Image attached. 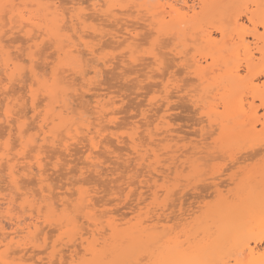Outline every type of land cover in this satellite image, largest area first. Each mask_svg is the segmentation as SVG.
I'll use <instances>...</instances> for the list:
<instances>
[{
  "label": "snow or ice",
  "instance_id": "1",
  "mask_svg": "<svg viewBox=\"0 0 264 264\" xmlns=\"http://www.w3.org/2000/svg\"><path fill=\"white\" fill-rule=\"evenodd\" d=\"M204 7L162 0H0V264H264V0L213 5L236 10L234 25L228 17L232 55L219 78L215 56L199 59L177 28ZM106 35L115 41L111 48L104 46ZM117 61L124 84L136 80L126 69L143 65L145 79L163 85L147 97L141 121L158 106L166 123L171 105L186 102L197 127L178 152L157 138L160 122L153 132L151 122L144 130L133 121L120 133L130 153L106 148L117 168L105 176L96 167L93 181L86 172L98 163L101 129L93 133L90 114L70 100L103 81ZM69 71L71 83L63 79ZM219 83L235 87L214 96ZM102 114L108 123L119 119L108 108ZM81 137L90 166L77 175L68 163L57 187L53 175ZM50 150L53 173L45 174ZM221 178L235 187L225 191ZM99 179L111 181V188H101ZM201 186L215 187V199H202L197 192L207 187ZM241 188L248 191L243 203ZM185 192L193 193L187 210ZM218 206L232 209L227 226L201 229ZM129 224L138 227L129 232Z\"/></svg>",
  "mask_w": 264,
  "mask_h": 264
},
{
  "label": "rangeland",
  "instance_id": "2",
  "mask_svg": "<svg viewBox=\"0 0 264 264\" xmlns=\"http://www.w3.org/2000/svg\"><path fill=\"white\" fill-rule=\"evenodd\" d=\"M167 2H174V3H180V0H166ZM205 3H215V4H219V5H226V4H229L230 2L229 1H231L232 2V0H203ZM253 2H255L254 0H252ZM97 2L98 3H100V2H107L106 0H97ZM191 2V0H188V3H190ZM238 2V1H237ZM239 2H240V0H239ZM236 3V2H235ZM226 9V8H225ZM227 10V9H226ZM196 11L197 12H200V9L199 8H197L196 9ZM229 11H235L234 9H228V13L230 14V16L232 15V14H234L235 12H233L232 14H231V12H229ZM224 12V11H223ZM227 12V11H226ZM228 13H227V16H228ZM215 14H217V13H215ZM220 14V13H219ZM222 14H225V16H226V13H222ZM221 14V15H222ZM220 15V16H221ZM219 16V17H220ZM215 18H216V16H214ZM213 17V18H214ZM229 17V16H228ZM233 17V16H232ZM207 18H209V17H207ZM212 18V20H214ZM227 17H222V19H221V17H220V21H213V22H210V21H212L210 18V20L209 21H207V19H206V21H204V22H201L200 24H197V26L196 27H194V28H192L191 26V24L189 23V24H187V25H185V24H183V25H177V28H178V31L182 34V37H184V38H186V40H187V42H188V44L189 45H194V47L195 46H197V45H200V44H202L203 42V38L208 34V35H210V37H211V39H212V41H213V43H221V45H223L222 44V42H227L226 44H227V46L229 45L228 43H230L233 39H232V36H230L229 37V35L227 34V32H226V34H227V36L225 37L226 38V40L224 41L223 39H224V26L226 27V28H231V30H232V26L228 23V18L226 19ZM226 19V20H225ZM233 19H234V17H233ZM232 19V20H233ZM100 20H101V18L100 17H96V20H95V22H97V23H99L100 22ZM218 20V19H217ZM181 22V21H180ZM198 22H200V21H198ZM235 22V21H234ZM233 22V23H234ZM241 22L242 23H244V22H246V17H244V18H242L241 19ZM232 23V24H233ZM225 24V25H224ZM235 24V23H234ZM233 24V25H234ZM230 26V27H229ZM106 28H112V29H114L115 28V24L113 23V24H107L106 23ZM231 30H230V32H228V33H230L231 35L233 34V30H232V32H231ZM228 38V39H227ZM230 38V39H229ZM99 39V38H98ZM223 40V41H222ZM228 40H231L230 42L228 41ZM103 43H104V46L105 47H107V48H111L113 45H114V43H115V41H113V40H111V39H109V38H107V35H106V38L104 39V41H103ZM224 43V44H225ZM232 45V44H231ZM183 46V45H182ZM225 47V46H224ZM226 49V48H225ZM229 50V49H228ZM228 50H227V52H228ZM226 55H224V57H227V54L228 53H225ZM116 64H118L117 65V67H115L116 66ZM116 64L114 65V69H111V70H108V69H106V70H104V79H103V81H101V82H99V83H97L96 85H94V86H96V87H92L91 89V92H92V95L89 93V94H83L85 91L83 90V89H81L80 90V92H79V95L77 96H74L73 95V93H72V95L75 97V99H72V100H70V101H73L71 104L74 106V107H76L77 108V110L79 111L81 108H83L84 110H86L89 114H90V116H91V118H92V121L94 120V118L93 117H95V115L93 116V114H95V109H94V111H93V106H95V104H97V102H96V100H94V97L96 96V95H104V98L105 99H103L102 100V102L104 101V104H106L107 105V107L106 108H110V107H112V106H110V104L109 103H111V101H113L114 100V103L116 104L115 105V107L114 108H112V109H115L114 111L117 113V114H115V116H118L119 117V119H116V120H113V123H114V121H116L115 122V125H113L112 126V124H111V128H110V130H108L109 128V126L108 127H106V132H104V131H102V135H103V139L104 140H101V142L102 141H104V142H100L101 144H99V149H98V151L96 152V155L98 156V157H96V155H95V158H99V159H95L97 162H103V163H97V165L98 166H95V167H93L92 168V171H94L95 169H96V167H99L100 166V170L102 171V173L104 174V172H105V176L106 175H109L110 173V171L112 172V174H114L115 173V170H116V168H117V165H116V163H115V161L112 159V157L110 156V155H107L106 153V151H104L105 150V145H103V143L104 144H109L108 146L109 147H111L112 148V150H113V152H116L117 150L118 151H120L121 153H130V151H131V149L128 147V149H127V147H125L124 145H126L125 143H126V140L124 141L123 140V138H122V141H121V138H119L118 140H119V144L118 143H116L117 142V138L115 137L114 138V136H112L113 134H116V136H119L120 135V133L122 132V131H124L126 128H128L132 123H133V121H136L137 123H139L140 125L141 124H143L144 125V123H147V122H150L149 120L151 119L152 121H154V119L155 120H157L156 122H153L154 124H151L152 126V130L154 129L153 128V125L155 126V124L157 123V122H160L161 120H160V117L162 116V115H164V110H163V108L161 109L160 107H158V108H152V110H153V112H152V114L150 115L151 117H153V118H151L150 116H147V118L149 119H145V121H147V122H144V120L143 121H141L140 120V114H142V112H141V110H143V109H145L147 106H148V100H147V97L148 96H151L152 95V93L153 92H156L157 91V89L159 88V87H162L163 85H157L154 81L153 82H149V81H147L146 79H145V74H146V72H147V68H144L145 66H143V65H141L138 69H131V68H129V69H126V71L129 73V75H131V76H135L136 77V80L134 81V82H132V81H130L128 84H124L123 82H122V80L120 79V74H119V68H118V66H120L119 65V63H118V61L116 62ZM115 68H116V70H115ZM118 68V69H117ZM50 71V70H49ZM70 72V71H69ZM68 75H70V76H68ZM65 78H69V80L70 81H67L68 83H71V81L73 80V76H72V74L71 73H68L67 74V76H64ZM71 77V78H70ZM67 78V79H68ZM166 78V77H165ZM66 79V80H67ZM193 79V78H192ZM191 78H189V80H192ZM65 80V79H64ZM139 80V82L140 83H142V84H140V83H138L137 81ZM142 81V82H141ZM138 83V84H137ZM101 84V85H100ZM100 85V86H99ZM137 87H136V86ZM99 86V87H98ZM139 86V87H138ZM140 86H142V87H140ZM137 88H141V89H139V91H137ZM94 89V90H93ZM98 89H100V90H98ZM106 89V90H105ZM107 89H109V90H107ZM84 91V92H83ZM96 91H97V94H96ZM99 91L100 92H102V94L101 93H99ZM106 91V95L105 94H103L104 92ZM83 92V93H82ZM94 92H95V94H94ZM119 92V94L121 95V97H122V99H121V97H120V95L119 94H117ZM85 93H88V92H85ZM74 94H75V92H74ZM116 94H117V96H116ZM94 95V96H93ZM107 95H109V97L107 96ZM115 95V96H114ZM81 96H83V97H81ZM91 96H93V97H91ZM99 96H97V98H99ZM107 96V97H106ZM114 96V97H113ZM102 96H100V99H102L101 98ZM115 97H120V98H115ZM175 97V96H174ZM82 98V100L80 101V99ZM93 98V99H92ZM96 98V97H95ZM96 98V99H97ZM109 99H111V100H109ZM247 99V100H246ZM94 100V101H93ZM108 100V101H107ZM122 100V101H121ZM245 100H246V102H250L249 100H248V98L246 97L245 98ZM99 101V100H98ZM107 101V102H106ZM110 101V102H109ZM118 101V102H117ZM79 102H80V104H79ZM99 102H101V101H99ZM109 102V103H108ZM117 102V103H116ZM186 102H181L180 104H173V105H171V107H170V110H169V114L165 117V118H167L166 119V123L168 124V125H170V127H168L167 126V128L166 129H170V128H172L171 130H169V132H171L172 130L173 131H176L177 133H179V135H177L175 132L174 133H172L171 132V136L173 135V140L175 139L176 140V138H177V136H178V138L177 139H182L183 141H180V140H177V141H179L178 143H180V144H178L177 143V141L175 142V143H172V141H170L172 144V146H175L174 148H177L176 146L177 145H180V146H182L181 145V143H184L185 144V141L186 140H190L191 139V137H192V135H193V133L190 131V128H194L195 126L197 127V125H196V123L195 122H193L192 123V121H195V119H193V118H196V117H194V116H190L189 114H188V112L186 111L187 109H189L190 108V106L188 105V103L187 104H185ZM103 104V103H102ZM235 104V102L232 104V105H230V107H233V105ZM117 105H119V107H117ZM110 106V107H109ZM113 106H114V104H113ZM235 106V105H234ZM155 109V110H154ZM159 110V112L157 113V111ZM139 110H140V112H139ZM157 110V111H156ZM93 111V112H92ZM155 113V114H154ZM137 115H139V116H137ZM93 116V117H92ZM134 116H137V117H134ZM150 117V118H149ZM157 117V118H156ZM133 118V119H132ZM115 119V118H114ZM193 119V120H192ZM170 121V122H169ZM161 123V122H160ZM163 123V122H162ZM166 124V125H167ZM193 124V125H192ZM103 126H106V123H104V124H102ZM108 125V124H107ZM146 125V124H145ZM148 125L149 124H147L146 125V128L148 127ZM166 125H164V126H166ZM162 126V125H161ZM5 127V125H0V131H2L3 130V128ZM35 126H33V128H34ZM33 128H31V131L34 133L35 131H36V129H33ZM108 128V129H107ZM141 128L142 129H144L143 127H142V125H141ZM160 129H162V127L160 128ZM163 129H164V127H163ZM145 130V129H144ZM147 130V129H146ZM154 130H156V129H154ZM154 132V131H153ZM105 133H107V135H105ZM159 133V132H158ZM165 133V132H164ZM162 134V137H164L166 134ZM142 134L143 133H139V135L142 137V138H144L143 136H142ZM160 134V133H159ZM158 134V135H159ZM169 134V133H168ZM176 134V138H174V135ZM169 135V136H170ZM122 135H120V137H121ZM168 136V135H167ZM167 136H165V138H169V137H167ZM101 137V136H100ZM124 137V136H123ZM162 137H157L158 139H161ZM141 138V139H142ZM116 139V140H115ZM124 139H127L126 137H124ZM163 139V138H162ZM170 139H172V137L171 138H169V140ZM166 140V139H165ZM165 140H164V142H165ZM168 140V139H167ZM169 140H168V142L167 143H169ZM98 141H100V138H99V140ZM106 141L108 142V143H106ZM112 143H111V142ZM120 141L123 143V141L125 142V143H120ZM111 143V146H110V143ZM103 146V149L101 148ZM126 146H129V142H128V145H126ZM158 146V145H157ZM184 146V145H183ZM182 146V147H183ZM124 147V148H123ZM181 147V148H182ZM82 145L81 146H79V145H77V146H75L73 149H72V153H71V156H72V158L71 159H69L68 158V156L67 155H64L63 156V159H62V165H61V167H60V169H59V172L58 173H55L54 175H53V179L55 180V182H56V185H57V187H60V183H61V175L62 174H64L66 171H67V164L68 163H71L72 165H73V171H74V173L75 174H79V172H78V170L79 169H81V167H85V166H87L88 164L87 163H89V161L88 160H85L83 157L87 154V152H82L84 149H82ZM116 149V150H115ZM122 149H124V150H122ZM128 150V151H127ZM173 150H175V149H173ZM177 150H178V152H180L179 151V148H177ZM183 150H184V147L181 149V152H183ZM176 151V150H175ZM57 154H59L58 153V150H57ZM247 155H254L253 153H248ZM54 160H55V156L54 155H52L51 154V150L49 151V154L48 155H46L45 156V160H44V164H45V174H48V173H53V169L51 168V166H50V161L51 162H54ZM86 161V162H85ZM108 163H111L112 164V169H113V171L112 170H110L108 167H107V164ZM88 166H90V165H88ZM121 167H122V165H121ZM94 169V170H93ZM90 172V173H88V172H86V175L87 176H90L91 178H92V180L93 181H95V180H97L98 178L96 177V172ZM96 171V170H95ZM173 171H175V169H173ZM37 172H38V170H37ZM114 172V173H113ZM258 179V178H257ZM219 182L221 183V182H224V183H221V186H223V188H224V190L225 191H227V189L229 188V187H235L234 185H231V183H230V181L229 180H226V179H223V178H221L220 180H219ZM32 184H35V183H37L36 181H33V182H31ZM30 186H31V184H30ZM99 186L101 187V188H103V187H107V188H111V181H105L104 179H99ZM0 187H2V183H0ZM201 187H205V186H201ZM207 187V186H206ZM210 189L209 190H207V192H203V193H201V192H197V194L198 195H200L201 196V198L202 199H207V198H209V197H211L212 199H215V190L213 191V189H214V187H210V186H208ZM207 187V188H208ZM145 188L147 189V183H146V186H145ZM242 190H244L243 188H241ZM94 190V189H93ZM241 192V191H240ZM243 192V191H242ZM241 192V193H242ZM246 192H248V191H246L245 190V192L244 193H246ZM179 193V192H178ZM241 193H239V194H241ZM145 195L146 196H149L150 197V193L149 192H145ZM242 195H244V194H242ZM248 195V193H246V196ZM175 196H177V197H175V199H174V201L176 202H174V204L176 205H174L175 206V208L177 209V211L179 210V208H180V204H179V199H180V194L179 195H176L175 194ZM192 196H193V193L192 192H185L184 193V200H185V209L187 210V207H188V201L192 198ZM241 196V195H240ZM243 197H245V195L243 196ZM179 198V199H178ZM97 199H98V197H97ZM178 200V201H177ZM241 201H243L242 200V197H241ZM226 207V206H225ZM215 208V207H214ZM218 208V207H217ZM216 208V209H217ZM229 209V208H228ZM138 211H139V209H138ZM169 211H172V209H171V207L169 208ZM211 213V212H210ZM214 213V212H213ZM212 214V213H211ZM119 215L123 218V219H129V216H130V213H128V212H121V213H119ZM209 216H210V214H209ZM208 216V217H209ZM212 216V215H211ZM215 215L213 214V217H214ZM166 217V216H165ZM210 219H211V217H209ZM209 218H207V221H208V219ZM213 219V218H212ZM212 219L210 220V222L212 221ZM166 220H167V218H166ZM205 221V220H204ZM203 221V222H204ZM206 221V222H207ZM216 221H218V222H220L218 219L216 220ZM215 220H213L212 222L214 223V222H216ZM119 222V221H118ZM117 222V224L119 225V223ZM206 222H205V224H206ZM210 222H208V223H210ZM212 222L210 223V225L212 224ZM207 223V224H208ZM131 225H133V224H131ZM201 225V224H200ZM203 225V224H202ZM216 225H217V227H218V224H215V228L217 229V227H216ZM130 226V224L128 225V227ZM205 226V225H204ZM207 226V225H206ZM209 226V225H208ZM220 226V225H219ZM210 227H212L213 228V225H211ZM208 228V229H210L211 231H213V229L212 228ZM120 228V227H119ZM202 228V227H201ZM116 229H118V226H117V228ZM216 229H214V230H216ZM119 230V229H118ZM48 231H49V233H51L52 232V229H48ZM214 232V231H213ZM202 234H204V233H202Z\"/></svg>",
  "mask_w": 264,
  "mask_h": 264
},
{
  "label": "bare ground",
  "instance_id": "3",
  "mask_svg": "<svg viewBox=\"0 0 264 264\" xmlns=\"http://www.w3.org/2000/svg\"><path fill=\"white\" fill-rule=\"evenodd\" d=\"M107 1V0H106ZM228 1V0H227ZM237 1L239 2V0H232V2L231 1H229L230 3L229 4H232V3H237ZM255 1V0H254ZM137 2H139V0H137ZM144 2H146V3H151L152 2V0H144ZM162 2H167L166 0H162ZM185 2H188V0H180V3L181 4H183V3H185ZM253 2V1H252ZM190 3H196L197 5H200V4H204V5H208V7H204V8H199L200 9V12H197L196 11V9L194 10L196 13H197V16L195 17V18H193L192 17V15H191V13L189 14V16L186 18V19H183L181 22H179L178 23V25L180 26V25H183V24H185V25H187V24H191L192 26V28H194V27H196L197 26V24H200L201 22H204V21H206V19H207V21H209L210 19L212 20V18L214 17V16H216V18L214 19L215 21H220V17H221V19H222V17L224 16V17H227L228 18V16H230V14L228 13V9L226 10L225 8H222V7H213V5H219V4H215V3H205L203 0H191V2ZM224 11V12H223ZM227 11V12H226ZM236 11V10H235ZM235 11H229V12H231V14L233 13V12H235ZM215 13H217V14H215ZM220 13V14H219ZM222 13H226V16H225V14H222ZM227 13H228V16H227ZM222 14V15H221ZM235 14V13H234ZM234 14H232L231 16H233L234 17ZM221 15V16H220ZM220 16V17H219ZM207 17H209V18H207ZM226 18V19H227ZM218 19V20H217ZM225 19V20H226ZM214 20H212V21H210V22H213ZM198 21H200V22H198ZM235 21V19H233L232 20V23ZM235 23V22H234ZM233 23V24H234ZM225 25V24H224ZM194 26V27H193ZM230 27V26H229ZM230 30H231V28L229 29V28H226L225 26H224V41L226 40V36H227V34L229 35V37L230 36H232L230 33H228V32H230ZM232 30L234 31V29L232 28ZM232 30H231V32H232ZM226 32H227V34H226ZM228 39V38H227ZM230 39V38H229ZM203 41V43L202 44H200V45H197V46H195V47H193L192 48V52H197V53H199V56H198V58L199 59H204L205 57H210V56H215V58H216V61H217V64H216V77L217 78H219L220 77V75H221V72H222V70H223V67H224V65H225V62L228 60V59H230L231 58V55H232V53H231V49H232V46H233V40L231 41V40H228L230 43H228L229 45L227 46V42L225 43V42H222V44L223 45H221V43H213V41H212V39H211V37H210V35H206L203 39H202ZM222 40V41H223ZM227 41V40H226ZM225 43V44H224ZM232 44V45H231ZM225 46V47H224ZM226 48V49H225ZM229 49V50H228ZM227 50H228V52H227ZM225 53H228L227 54V57H224V55H226ZM118 63H119V61H118ZM117 65L118 64H116V66L115 67H117ZM119 65H120V63H119ZM118 68H120V66H118ZM117 68V69H118ZM144 68H146V67H144ZM114 69V68H113ZM106 70V69H105ZM109 70V69H108ZM115 70H116V68H115ZM119 70V69H118ZM209 71V76L211 77L212 76V69H209L208 70ZM69 73H71V72H69ZM67 76V75H66ZM68 76H70V75H68ZM68 78V77H67ZM67 78H65V77H63V79H65V81H70L69 80V78L67 79ZM71 78V77H70ZM189 78H193V77H189ZM67 79V80H66ZM72 82V81H71ZM138 83H140L139 82V80L137 81ZM142 82V81H141ZM217 81H213V83H216ZM137 83V84H138ZM140 84H142V83H140ZM101 85V84H100ZM99 85V86H100ZM98 86V87H99ZM136 86V85H135ZM94 87H96V86H94ZM137 87V86H136ZM139 87V86H138ZM140 87H142V86H140ZM163 87V86H162ZM233 87H235V85H233L232 83H219L218 84V92H216V93H213V95L214 96H217V95H220V94H224V95H227L228 94V92L233 88ZM139 89H141V88H139ZM92 90V89H91ZM91 90H88V91H85V92H88V93H85L84 91V93L83 94H89L90 92H91ZM94 90V89H93ZM98 90H100V89H98ZM106 90V89H105ZM107 90H109V89H107ZM82 91V90H81ZM93 92V91H92ZM92 92L90 93L91 95H92ZM104 92V91H103ZM99 93H101L102 94V92H100L99 91ZM106 93V91L103 93V94H105ZM94 94H95V92H94ZM96 94H97V91H96ZM117 94H119V92L117 93ZM117 94H116V96H117ZM73 95L74 96H76V94H74V92H73ZM106 95V94H105ZM120 95V94H119ZM80 96V95H79ZM94 96V95H93ZM93 96H91V97H93ZM97 96H99V95H96L95 97L97 98ZM100 96H102L101 98L102 99H100ZM99 96V98H95L94 97V100H96V102H97V104H95V106H93L92 108H93V111H94V109H95V114H93V116L95 115V117H93L94 118V120L92 121L93 122V128H92V132L93 133H95L96 132V128L97 127H99L100 129H101V132H100V134H99V136L97 137V139L99 140V138H100V136L101 137H103V135L101 134L102 133V131H104V132H106L105 130H106V127H108L107 129L108 130H110V128H111V124H112V126L113 125H115V122L116 121H114V123L112 122V123H108L107 122V120H105V118H104V115L102 114L103 113V110L107 107V105L106 104H104V101L102 102V100L103 99H105L104 98V95H100ZM108 97H109V95H107ZM106 96V97H107ZM115 96V95H114ZM113 96V97H114ZM81 97H83V96H81ZM120 97H121V95H120ZM120 97H115V98H120ZM110 98V97H109ZM175 98V97H174ZM93 99V98H92ZM121 99H122V97H121ZM82 100V98L80 99V101ZM93 100V101H94ZM101 101V102H99V101ZM109 100H111V99H109ZM123 100V99H122ZM121 100V101H122ZM247 100V99H246ZM246 100H245V103H249V102H246ZM108 101V100H107ZM106 101V102H107ZM73 101H70V103H72ZM110 102V101H109ZM108 102V103H109ZM118 102V101H117ZM116 102V103H117ZM103 103V104H102ZM234 103V102H233ZM79 104H80V102H79ZM110 104V106H112V107H110V108H108V109H111V111L113 112V113H115V114H117L114 110L115 109H112V108H114L115 107V103H114V100L113 101H111V103H109ZM113 104H114V106H113ZM185 104H187V103H185ZM189 105V104H188ZM235 105V104H234ZM233 105V106H234ZM190 106V105H189ZM97 107H99V112H98V110H97ZM155 108V107H154ZM156 108H158V107H156ZM232 107H230V109H231ZM162 109V108H161ZM155 110V109H154ZM158 110V109H157ZM156 110V111H157ZM170 110V109H169ZM92 111V112H93ZM152 112H153V110H151ZM139 112H140V110H139ZM141 112H142V110H141ZM159 112V110L157 111V113ZM155 114V113H154ZM137 116H139V115H137ZM137 116H134V117H137ZM140 116H141V114H140ZM151 117V116H150ZM149 117V118H150ZM115 117H112V120H116V119H114ZM151 118H153V117H151ZM157 118V117H156ZM92 119V118H91ZM133 119V118H132ZM146 119H148L147 117H146ZM165 119H167V118H165ZM193 119H196V118H193ZM192 119V120H193ZM97 120H99L100 121V123L99 124H97L96 122H97ZM149 120V119H148ZM147 120V121H148ZM147 121H145L144 120V122H147ZM150 122H151V124H154L153 122H156L157 120H155L154 119V121H152L151 119L149 120ZM150 122H147V123H144V125L143 124H141L142 125V127L146 130L148 127H149V125H148V127L146 128V125L147 124H149ZM161 123H160V128L162 127V129H160V131H159V133H156V135H157V137H162V134L164 133V134H166L165 136H167V137H169V138H171L172 137V139H170L169 140V138H165V136L164 137H162L161 139L163 140V142H164V140H165V144H172V143H175L177 140H180V141H183L182 139H177L178 138V136H177V138H176V134L177 135H179V133H177L176 131H171L172 133H176L175 135H174V138H176V140L174 139L173 140V135L171 136L170 134H171V132H169V130H171L172 128H168V129H166L167 128V126L168 127H170V125H168L167 123H165L164 121H160ZM163 122V123H162ZM170 122V121H169ZM194 121H192V123H193ZM104 123H106V126H103L102 124H104ZM108 124V125H107ZM146 124V125H145ZM157 124V123H156ZM156 124H155V126L153 125V128L154 129H156ZM167 124V125H166ZM140 125V126H141ZM162 125V126H161ZM164 125H166V126H164ZM193 125V124H192ZM152 126V125H151ZM114 127V126H113ZM163 127H164V129H163ZM196 127V126H195ZM33 128V127H32ZM33 129H36L35 127L33 128ZM153 129V131L154 132H156V130H154ZM31 130V129H30ZM142 133V132H141ZM169 133V134H168ZM159 134V135H158ZM115 135V136H114ZM139 135V134H138ZM170 135V136H169ZM112 136H114V138L116 137L117 138V142L116 143H118L119 144V138H121V141H122V138H123V140L125 141L126 140V143L123 141V143H125L126 145H128V140L127 139H124V137L123 136H121L120 137V135L119 136H116V134H113ZM142 136H143V134H142ZM141 137V136H140ZM142 138V137H141ZM81 139V143L79 144V146H81L82 145V149H84L82 152L84 153V152H86L85 151V145H84V143H83V140H84V138L83 137H81L80 138ZM119 139V140H118ZM142 139H144V138H142ZM169 140V143H167L168 142V140ZM102 140H104V139H102ZM116 140V139H115ZM120 141V143H122ZM167 141V142H166ZM170 141H172V143L170 142ZM101 139H100V141H99V144H101L102 142H104V141H102L101 143ZM111 142V141H110ZM109 142V143H110ZM179 141H177V143H178ZM106 143H108L107 141H106ZM112 143V142H111ZM111 143H110V146H111ZM122 143V144H123ZM176 144V143H175ZM178 144H180V143H178ZM103 145H105V147L106 148H109V144H104L103 143ZM124 145V144H123ZM126 145H124L125 147H127V149H128V147L129 146H126ZM181 145L183 146L184 145V143H181ZM101 146V145H100ZM99 146V147H100ZM159 146V145H158ZM182 146H180L179 145V151L181 152V149L184 147H182ZM175 146H173V149H175L176 151H178L177 150V148H174ZM177 147V146H176ZM182 147V148H181ZM102 149H103V146L101 147ZM105 148V149H106ZM111 148V147H110ZM124 148V147H123ZM130 148V147H129ZM81 149V150H82ZM116 150V149H115ZM122 150H124V149H122ZM174 150V151H175ZM105 151V150H104ZM128 151V150H127ZM184 151V150H183ZM107 155H109L108 153H106ZM87 155V154H86ZM96 157H98L97 155H96ZM95 159H99V158H95ZM86 162V161H85ZM88 165H90V162L89 163H87ZM98 164H99V162H98ZM87 165V166H88ZM96 166H98V165H96ZM93 168V167H92ZM99 168H100V166H99ZM38 170V172H39V169H37ZM94 170V169H93ZM96 170V169H95ZM92 171L93 173L94 172H96V171ZM112 171H113V169H111ZM80 171V169L78 170V172ZM102 172V171H101ZM111 172V171H110ZM109 172V173H110ZM112 173V172H111ZM114 173V172H113ZM104 174H105V172H104ZM107 176V175H106ZM147 183V182H146ZM146 183H145V186H146ZM221 183H224V182H221ZM221 183L219 182V185H221ZM206 187V186H205ZM208 187V186H207ZM211 188H212V186H210ZM210 188L208 187L207 188V190H209ZM216 188L214 187V189H213V191L215 190ZM244 190H242V189H240V191L242 192H239V193H241V194H239V198H243V196L245 195V197H246V193H248V192H246V193H244L245 192V190L247 191V189H245V188H243ZM215 192H216V190H215ZM180 193H176V195H179ZM242 194H244V195H242ZM151 195V194H150ZM241 195V196H240ZM175 197H177V196H175ZM175 197H174V199H175ZM179 199V198H178ZM176 200V199H175ZM180 200V199H179ZM243 200V199H242ZM178 201V200H177ZM175 202V201H174ZM176 203V202H175ZM241 203H243V201H241ZM175 205V204H174ZM176 206V205H175ZM217 207H215V208H213L210 212L212 213H209L210 214V216L209 217H211V219H212V221L213 220H219L220 222H218V221H216V222H212V224L211 225H213V228L214 229H216L215 228V224H218V227H226L227 226V224H228V222H229V219H230V215H231V212H232V209H228V207L226 206H218V208L216 209ZM214 212V213H213ZM213 214L215 215L214 217H213ZM212 215V216H211ZM209 217H205L204 218V222H202V223H200L199 224V227L201 228V229H208L211 225H210V218ZM166 218L167 217H165L164 219L166 220ZM207 218H209L208 219V221H207ZM168 219V218H167ZM207 221V222H206ZM205 222H206V224H205ZM208 222H210V223H208ZM119 223V222H118ZM208 223V224H207ZM203 224V225H202ZM205 225V226H204ZM207 225V226H206ZM209 225V226H208ZM220 225V226H219ZM117 226H118V224L117 225H113V230L115 231V233H116V235H115V238H114V240H113V244H115L116 246H119V244H120V242H121V229L119 228V226H118V229H116L117 228ZM138 226L137 225H135V224H133V225H131L130 224V226L128 227V231L129 232H132V231H134L136 228H137ZM216 227H217V225H216ZM217 227V228H218ZM210 228H212V227H210ZM212 228V229H213ZM213 229V231H215ZM203 233V232H202ZM203 235V234H202Z\"/></svg>",
  "mask_w": 264,
  "mask_h": 264
}]
</instances>
